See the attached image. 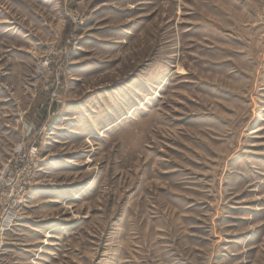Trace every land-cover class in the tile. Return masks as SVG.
<instances>
[{"label":"rangeland","instance_id":"rangeland-1","mask_svg":"<svg viewBox=\"0 0 264 264\" xmlns=\"http://www.w3.org/2000/svg\"><path fill=\"white\" fill-rule=\"evenodd\" d=\"M0 264H264V0H0Z\"/></svg>","mask_w":264,"mask_h":264}]
</instances>
